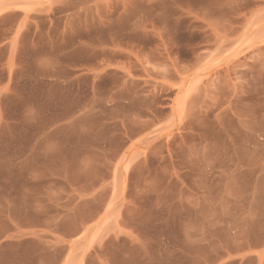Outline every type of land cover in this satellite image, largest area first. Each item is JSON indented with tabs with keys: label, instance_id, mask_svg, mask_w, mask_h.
Returning <instances> with one entry per match:
<instances>
[{
	"label": "rangeland",
	"instance_id": "374dc122",
	"mask_svg": "<svg viewBox=\"0 0 264 264\" xmlns=\"http://www.w3.org/2000/svg\"><path fill=\"white\" fill-rule=\"evenodd\" d=\"M55 10L68 47H98L85 59L115 102L52 136L54 160L20 164L61 176L50 197L69 207L46 211L21 264H59L60 244L78 235L79 264H264V0H62ZM4 108L0 157L11 139L23 155L70 116L40 115L30 129L11 124L30 122L12 99ZM16 249L5 255L17 260Z\"/></svg>",
	"mask_w": 264,
	"mask_h": 264
},
{
	"label": "crops",
	"instance_id": "0c3cea01",
	"mask_svg": "<svg viewBox=\"0 0 264 264\" xmlns=\"http://www.w3.org/2000/svg\"><path fill=\"white\" fill-rule=\"evenodd\" d=\"M61 2L0 0V21L14 17L12 25L0 31V49L5 51L0 71L7 69L0 80V113L5 112V100L12 99L14 112L29 116L30 122L11 124L30 129L38 128L36 119L40 115L51 119L70 113L68 118L54 121L38 133L23 155L17 140L11 139L6 153L0 157V264H21L20 244L31 245L42 238L38 227L49 224L47 217H43L46 211L69 208L58 198L50 197L52 186L62 185L61 176L39 168L22 170L20 164L54 160L47 148L52 136L94 114L99 102H115L111 98L116 92L103 97L96 90L98 61L85 59L86 54L95 55L98 47L79 40L68 47L64 41L68 29L56 24L60 12L55 8ZM76 32L85 33V26ZM85 78L90 80L88 90L84 87ZM19 210L29 211L34 219L23 222L14 214ZM79 238L80 235L67 238L60 244L63 251L59 264H79L85 246ZM15 245L17 260L14 254L5 255L6 248ZM42 256L43 253L36 254L38 259Z\"/></svg>",
	"mask_w": 264,
	"mask_h": 264
}]
</instances>
